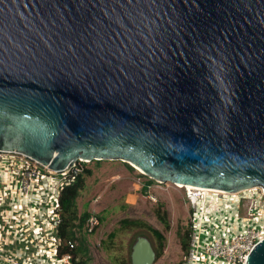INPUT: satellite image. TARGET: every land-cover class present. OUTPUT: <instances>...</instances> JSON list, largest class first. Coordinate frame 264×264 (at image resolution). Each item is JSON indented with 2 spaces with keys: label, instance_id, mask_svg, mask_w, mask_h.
Masks as SVG:
<instances>
[{
  "label": "water",
  "instance_id": "95a60500",
  "mask_svg": "<svg viewBox=\"0 0 264 264\" xmlns=\"http://www.w3.org/2000/svg\"><path fill=\"white\" fill-rule=\"evenodd\" d=\"M0 151L264 188V0H0ZM154 259L137 235L130 264Z\"/></svg>",
  "mask_w": 264,
  "mask_h": 264
},
{
  "label": "rangeland",
  "instance_id": "374dc122",
  "mask_svg": "<svg viewBox=\"0 0 264 264\" xmlns=\"http://www.w3.org/2000/svg\"><path fill=\"white\" fill-rule=\"evenodd\" d=\"M86 163L92 171L85 177V185L77 197V208L79 212L85 209L89 214H95L99 220V224L92 231L89 232L86 228L84 234L86 250L91 258L89 264H130L131 246L136 236L141 234L147 236L154 250L158 251L157 240L146 225L159 230L164 236L163 246L159 249V255L155 257L153 264H175L181 260L184 251L180 246L179 236L185 232L186 227H189L190 220L195 216L194 213L198 212V203L195 202L194 205L191 196L186 197L185 188L168 181L160 182L151 179L138 169L136 170L129 162L122 160L105 159ZM96 163L98 165H95ZM12 178L15 179V176L13 175ZM148 179H151V182L145 186ZM60 180L62 179L59 178L57 182L52 181L53 184L50 185L49 182L41 184L32 182L31 189H35L31 191L32 197L29 193L26 197L23 194L24 197L19 203L20 215L18 213L16 216L19 226L15 222L10 226L9 239L15 242L21 240L20 230L27 231L32 238H29L26 248L19 249L18 254H22V257L14 258L12 264H49L51 258V260H57L53 264L59 262L60 258L56 254L58 239L55 237L57 236L55 206L61 187ZM259 187H251L249 191L240 190L235 197H232L235 214L241 219L248 217L246 211L249 206L255 202H264V191ZM200 193L203 195L204 191ZM257 193L261 194L260 198H257ZM10 195V192L5 193L6 198L10 199L8 197ZM224 195L229 194H218L222 198ZM86 202H88L87 205H85ZM209 204L208 202L207 205ZM156 207L165 212L167 225L155 216ZM213 207L217 208V206ZM124 218L139 220L146 225L122 228L120 220ZM195 221L197 225L198 222L196 219ZM23 231L22 235H24ZM38 233L42 237L38 238ZM30 244L35 245L37 249L29 250ZM38 255H42L40 260ZM7 258L9 256L5 255L4 260L7 261Z\"/></svg>",
  "mask_w": 264,
  "mask_h": 264
},
{
  "label": "bare ground",
  "instance_id": "6f19581e",
  "mask_svg": "<svg viewBox=\"0 0 264 264\" xmlns=\"http://www.w3.org/2000/svg\"><path fill=\"white\" fill-rule=\"evenodd\" d=\"M2 160H4L3 164H5V167L4 168L0 167V264H12V260L14 258L17 259L18 257H22V254H18L20 251L19 249L27 247L30 237L27 231L22 230L24 232V235H22V231L20 230L21 233L19 234V238L21 240L15 242L9 239V236H11L10 226L14 224V222L16 223V225L19 226L18 219L16 220L17 218L16 216L18 215L19 210L21 208V205L19 203L21 202L22 198L18 199V197L23 194H25L26 197V195L30 193V190L32 188V184H31L32 182L30 183L27 192L24 193V191H21L22 189L17 179V173L11 172L8 169L9 164L6 159H2ZM129 163L132 164L131 162ZM132 165L134 166V168H136V170L138 169L140 172L144 173L138 166H136L135 164ZM13 175L15 176V179L12 178ZM175 185L184 187L187 190V192L190 193L193 201L198 203L197 206L198 212L197 214H195V218L198 222V224L196 225L198 241H197V253L195 256H196V260L199 261L200 263L210 261L209 257L202 251L201 245H203L204 242L206 243L208 241H212L217 236L228 237L230 235L243 232L246 230L247 225L256 228L260 236L264 235L263 209L256 206L254 209V214L250 217H244V219H241L239 216L235 214L236 212L233 209L234 202L232 200V197H235V194L238 191L231 192L218 188L201 187L190 184H175ZM250 188L251 187L244 188L241 189V191H249ZM259 188L264 191L263 187L261 188L260 186ZM18 191L19 194L14 195ZM201 191H204V193L201 197H198V194ZM7 192L11 193V195L8 196L10 197V199L6 198L5 196V193ZM220 193L223 194L228 193L229 195H224V197L222 198L218 196V194ZM256 196L257 198H259L258 193ZM22 197H24V195ZM208 202L210 203L209 205H207ZM213 206H217V208H214ZM3 218L5 219L2 224ZM32 241L35 242L34 240ZM28 249L36 250L37 248L35 245L32 246L30 244ZM5 255L9 256V258H7V261L4 260ZM41 256H39L38 258L39 260L41 259Z\"/></svg>",
  "mask_w": 264,
  "mask_h": 264
},
{
  "label": "built area",
  "instance_id": "2783aa9c",
  "mask_svg": "<svg viewBox=\"0 0 264 264\" xmlns=\"http://www.w3.org/2000/svg\"><path fill=\"white\" fill-rule=\"evenodd\" d=\"M2 159H6L8 161V169L11 172L17 173L18 182L24 193L27 192V189L29 188L31 182H38L40 184L51 181L57 182V180L61 178L62 180L60 181L62 187L64 184L71 182L72 176L79 172L81 168L80 162H86L84 159L79 158L69 168L62 170L61 172H57L48 169L45 165H42L40 162L31 158L30 156L15 151H0V160ZM185 193L187 198L191 196L190 193L187 192V190ZM201 195V193L198 194V197H200ZM260 197L261 194H259V198ZM260 202L261 203L255 202V204L247 208L246 214L248 217L254 214L256 204H259L258 207L264 210V202ZM193 204L195 205V201L193 202ZM55 207L57 209V197ZM195 219L196 218L194 216V218L189 222L190 230L187 251L184 254L180 264H245L246 257L253 246L264 237V235L260 236L257 232L258 230H256V228H253L252 226H247L245 231L230 235L228 237L217 236L212 241H208L206 243L204 242L203 245H201L202 251L209 257L210 261L200 263L196 260L195 256L197 253L198 241ZM98 224V217L95 214H90L86 224L87 231H92L93 228ZM57 239V243H59L58 235ZM68 245L72 247L73 243L68 242ZM59 258V261L61 260L63 264H70V256L68 254H62L61 256H59Z\"/></svg>",
  "mask_w": 264,
  "mask_h": 264
},
{
  "label": "trees",
  "instance_id": "16d2710c",
  "mask_svg": "<svg viewBox=\"0 0 264 264\" xmlns=\"http://www.w3.org/2000/svg\"><path fill=\"white\" fill-rule=\"evenodd\" d=\"M93 162H99L101 160H92ZM91 161V162H92ZM80 170L72 176L71 182L64 184L57 195V223L56 233L59 237V243L56 247V254L61 256L62 254H68L70 256V264H89L90 255L86 250V239L84 234L86 233V224L89 217V213L84 209L82 212L77 208V197L80 190L85 185V177L91 174L92 168L86 162H80ZM95 165H98L96 163ZM151 179L146 180L145 186L150 184ZM88 202L85 203L87 205ZM155 216L160 222L167 225L165 212L156 207L154 211ZM146 225L144 222L134 219H122L120 220V227ZM146 227L152 232L157 240L158 251H155V257L159 255V249L163 246V234L149 226ZM189 227L185 228V232L179 236L180 246L184 253L187 251V245L189 241ZM78 231L80 233H78ZM68 242H72L73 246L70 247ZM182 260V259H181ZM179 260L175 264H180Z\"/></svg>",
  "mask_w": 264,
  "mask_h": 264
},
{
  "label": "crops",
  "instance_id": "0c3cea01",
  "mask_svg": "<svg viewBox=\"0 0 264 264\" xmlns=\"http://www.w3.org/2000/svg\"><path fill=\"white\" fill-rule=\"evenodd\" d=\"M3 162H4V160H0V167H1V168H4V167H5V164H3ZM50 184H53L52 181L49 182V185H50ZM17 190H18V189H17ZM32 190H35V189H31L30 192H31ZM16 194L18 195V194H19V191L16 192L14 195H16ZM29 194H31V197H32L33 192H31V193H29ZM13 198H14V197H13ZM20 198H22V195H20V196L18 197V199H20ZM31 219H33V218L31 217ZM9 226H10V225H9ZM12 233H13V232H12ZM27 233H28V232H27ZM38 234H39V233H38ZM28 235H29V234H28ZM39 235H40V234H39ZM13 236H14V235H13ZM9 237H11V236H9ZM40 237H42V236L40 235ZM40 237L38 236V238H40ZM55 237L57 238V236H55ZM29 238H32L31 235H30ZM53 248H54V247H53ZM41 257H42V256H41ZM51 259H52V258H51ZM51 259H50L49 264H51V263L53 264L54 261H57L56 259H53V260H51ZM55 264H56V263H55ZM57 264H63V262L60 260Z\"/></svg>",
  "mask_w": 264,
  "mask_h": 264
}]
</instances>
